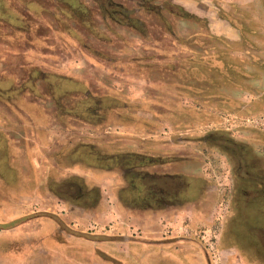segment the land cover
Masks as SVG:
<instances>
[{
	"label": "rangeland",
	"instance_id": "rangeland-1",
	"mask_svg": "<svg viewBox=\"0 0 264 264\" xmlns=\"http://www.w3.org/2000/svg\"><path fill=\"white\" fill-rule=\"evenodd\" d=\"M0 1V264H264L224 235L233 153L264 171V0Z\"/></svg>",
	"mask_w": 264,
	"mask_h": 264
},
{
	"label": "flooded vegetation",
	"instance_id": "flooded-vegetation-1",
	"mask_svg": "<svg viewBox=\"0 0 264 264\" xmlns=\"http://www.w3.org/2000/svg\"><path fill=\"white\" fill-rule=\"evenodd\" d=\"M3 6L4 4L0 1V16L4 9ZM0 20H2V16ZM2 30H4V27L0 25V34ZM5 31L7 32V29ZM5 42L7 43V41ZM4 59L2 58L0 60L4 61ZM225 140L231 141L229 138ZM233 154L238 160L236 174L237 180L239 181L238 185H242L237 187L239 189L238 192H240L239 195L237 193L239 199L235 201L236 207H234L235 210H233L230 216V221L227 222L224 235L230 240L232 239V236L229 237L231 232L233 234V232L238 231L242 235V241L245 240L244 242L250 248L255 246L256 253H259L262 258V253L264 252L262 244L264 239V171L258 169L260 167H257L258 172L253 173L247 169L248 167L251 168L248 162L243 166L241 164L242 162H240V155ZM252 174L256 178L252 177Z\"/></svg>",
	"mask_w": 264,
	"mask_h": 264
},
{
	"label": "crops",
	"instance_id": "crops-1",
	"mask_svg": "<svg viewBox=\"0 0 264 264\" xmlns=\"http://www.w3.org/2000/svg\"><path fill=\"white\" fill-rule=\"evenodd\" d=\"M198 6L199 5H197V7ZM211 11L204 10V12L207 13V15H211V17L208 18L207 29L209 28L210 32L217 36H224L227 38H238L239 36L238 28L231 25V23L227 19H223L215 16V14H212ZM0 63L3 65L4 61L0 60ZM10 81L12 80L9 78H7L4 81L0 80V87L3 85H6L7 87V83ZM15 94H18V91H14V93H11L10 95H8L7 91L5 92L2 90L0 91L1 97H5V98H8V96L10 98H13V95ZM7 111H8L7 107L5 109L0 107V135H2L7 140L8 145H13L14 144L12 141L13 138L11 137V133H9V129L7 126L8 119L7 116H5V113ZM38 139L41 140L42 139L41 136Z\"/></svg>",
	"mask_w": 264,
	"mask_h": 264
}]
</instances>
